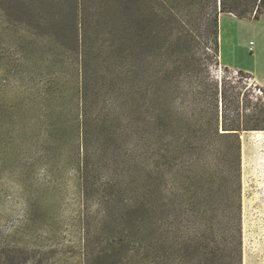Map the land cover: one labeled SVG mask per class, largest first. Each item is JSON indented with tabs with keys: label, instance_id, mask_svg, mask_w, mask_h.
Returning a JSON list of instances; mask_svg holds the SVG:
<instances>
[{
	"label": "rangeland",
	"instance_id": "1",
	"mask_svg": "<svg viewBox=\"0 0 264 264\" xmlns=\"http://www.w3.org/2000/svg\"><path fill=\"white\" fill-rule=\"evenodd\" d=\"M239 12L0 0V264H84L114 241L128 264H199L236 234L223 123L240 129L242 264H264V5Z\"/></svg>",
	"mask_w": 264,
	"mask_h": 264
},
{
	"label": "trees",
	"instance_id": "2",
	"mask_svg": "<svg viewBox=\"0 0 264 264\" xmlns=\"http://www.w3.org/2000/svg\"><path fill=\"white\" fill-rule=\"evenodd\" d=\"M264 5V0H220V8L222 11H239L241 17H246L249 11L257 7ZM262 118L264 123V102L261 106ZM264 129V124L263 128ZM239 128L234 126H228L223 123L222 129L216 131L217 137L226 139L229 144L225 146L226 156V170L229 182L232 183L231 188L234 191V203L237 205L235 216L231 219V229L235 231V235L232 240H229L228 235L225 234L223 240L224 244L215 242L208 250H202L201 246L198 249V254L195 259L199 260V264H242V241H241V157H242V144L240 140ZM226 220V218H225ZM236 241V251L229 248ZM182 247V246H181ZM84 250V264H128L133 260L138 261L137 253L129 254L131 248L127 245L120 244L119 242H112L107 244L105 247L93 250L89 245H86ZM153 249V248H152ZM156 248H154L155 251ZM187 250L188 248H181ZM197 249V246L194 247ZM130 251V252H129ZM155 264H160L162 261L165 263L166 260H157L155 258ZM136 262V263H137Z\"/></svg>",
	"mask_w": 264,
	"mask_h": 264
},
{
	"label": "crops",
	"instance_id": "3",
	"mask_svg": "<svg viewBox=\"0 0 264 264\" xmlns=\"http://www.w3.org/2000/svg\"><path fill=\"white\" fill-rule=\"evenodd\" d=\"M225 66H228L227 64H224ZM229 67V66H228ZM230 68V67H229ZM232 69V68H231ZM234 70H237V69H234ZM240 71H243V70H240ZM243 72H246V73H250L248 71H243ZM251 74V73H250Z\"/></svg>",
	"mask_w": 264,
	"mask_h": 264
},
{
	"label": "bare ground",
	"instance_id": "4",
	"mask_svg": "<svg viewBox=\"0 0 264 264\" xmlns=\"http://www.w3.org/2000/svg\"><path fill=\"white\" fill-rule=\"evenodd\" d=\"M262 132V131H261ZM257 135L259 136L260 134L257 133Z\"/></svg>",
	"mask_w": 264,
	"mask_h": 264
}]
</instances>
